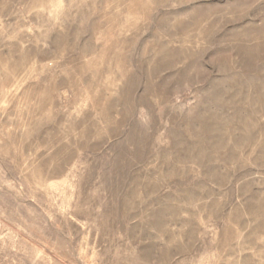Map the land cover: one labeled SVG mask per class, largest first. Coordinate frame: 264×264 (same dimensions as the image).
Wrapping results in <instances>:
<instances>
[{"label": "rangeland", "instance_id": "374dc122", "mask_svg": "<svg viewBox=\"0 0 264 264\" xmlns=\"http://www.w3.org/2000/svg\"><path fill=\"white\" fill-rule=\"evenodd\" d=\"M0 264H264V0H0Z\"/></svg>", "mask_w": 264, "mask_h": 264}]
</instances>
